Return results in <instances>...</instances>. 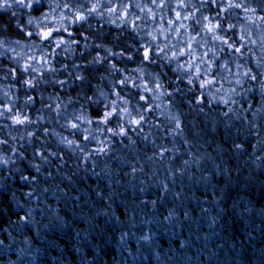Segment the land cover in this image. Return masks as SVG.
Returning a JSON list of instances; mask_svg holds the SVG:
<instances>
[{"label": "clouds", "instance_id": "1", "mask_svg": "<svg viewBox=\"0 0 264 264\" xmlns=\"http://www.w3.org/2000/svg\"><path fill=\"white\" fill-rule=\"evenodd\" d=\"M0 264H264V0H0Z\"/></svg>", "mask_w": 264, "mask_h": 264}]
</instances>
